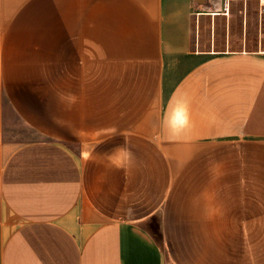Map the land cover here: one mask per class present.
<instances>
[{"label":"crops","instance_id":"obj_1","mask_svg":"<svg viewBox=\"0 0 264 264\" xmlns=\"http://www.w3.org/2000/svg\"><path fill=\"white\" fill-rule=\"evenodd\" d=\"M232 2L0 0V264H264V18L193 45Z\"/></svg>","mask_w":264,"mask_h":264},{"label":"rangeland","instance_id":"obj_2","mask_svg":"<svg viewBox=\"0 0 264 264\" xmlns=\"http://www.w3.org/2000/svg\"><path fill=\"white\" fill-rule=\"evenodd\" d=\"M225 17V16H224ZM264 18V2L262 0H233L226 18L218 17L213 21L214 38L212 36V22L201 20L193 29V45L200 48L215 47L221 49L230 46L238 49H256L262 39V21ZM230 32L224 38V27ZM228 44H226V42ZM155 229L156 225L151 223ZM156 232V231H155ZM160 238V232L155 233Z\"/></svg>","mask_w":264,"mask_h":264},{"label":"clouds","instance_id":"obj_3","mask_svg":"<svg viewBox=\"0 0 264 264\" xmlns=\"http://www.w3.org/2000/svg\"><path fill=\"white\" fill-rule=\"evenodd\" d=\"M165 122L168 123L167 118ZM188 122L189 121H188V116H187V109L185 107V108L178 109L176 112H174L173 118L169 126L175 132L181 128L186 127Z\"/></svg>","mask_w":264,"mask_h":264},{"label":"trees","instance_id":"obj_4","mask_svg":"<svg viewBox=\"0 0 264 264\" xmlns=\"http://www.w3.org/2000/svg\"><path fill=\"white\" fill-rule=\"evenodd\" d=\"M156 229H157L156 231L158 232V231H159V228L157 227ZM159 232H160V231H159Z\"/></svg>","mask_w":264,"mask_h":264},{"label":"built area","instance_id":"obj_5","mask_svg":"<svg viewBox=\"0 0 264 264\" xmlns=\"http://www.w3.org/2000/svg\"><path fill=\"white\" fill-rule=\"evenodd\" d=\"M262 1H264V0H262Z\"/></svg>","mask_w":264,"mask_h":264}]
</instances>
